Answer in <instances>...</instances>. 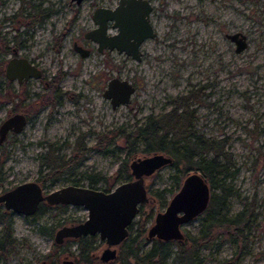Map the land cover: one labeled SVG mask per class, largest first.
Returning <instances> with one entry per match:
<instances>
[{
  "label": "rangeland",
  "instance_id": "rangeland-1",
  "mask_svg": "<svg viewBox=\"0 0 264 264\" xmlns=\"http://www.w3.org/2000/svg\"><path fill=\"white\" fill-rule=\"evenodd\" d=\"M150 1L156 35L144 39L142 57L136 60L116 49L100 52L94 40L83 36L95 25L94 8L112 6L116 0H0V39L10 49L17 48L19 55L33 59L42 71L25 86L30 93L26 101H35L37 111H32L23 130L8 135L0 147V191L37 177V157L48 144L60 145L62 154L73 155L78 136L88 146L84 158L61 177L45 179L43 189L54 190L75 179L86 186L89 174L104 176L91 186L112 188L130 175L117 171L124 158L129 162L150 154L142 151L139 138L126 140L127 132L149 114L168 111L174 97L201 92L200 100L190 105L196 108L193 128L205 136H225V149L237 170L222 183L233 192L227 196L225 212L234 214L244 201L253 199L257 214L242 230L244 245L220 233L218 247L200 246L198 257L203 264H264V0ZM237 30L248 40L241 52H235L234 43L225 36ZM74 40L89 48V54L81 56L72 47ZM113 75L129 78L135 86L130 102L114 108L103 95ZM3 117L0 106V121ZM184 167L183 162L178 168L163 164L145 176L149 201L134 221L146 219L145 228L152 222L175 190V178L183 176ZM3 209L1 203L0 212ZM86 215L83 205L70 203L63 209L46 207L37 216L12 212V246L5 259L0 257V264H37L57 251L56 229ZM200 221V215H195L181 224L182 231L196 234ZM43 226L53 230L44 232ZM2 228L0 221V234ZM95 241V251L100 253L104 243L98 237ZM142 242L143 247L150 244L146 238ZM61 248L71 256L77 254V242L71 239L62 242Z\"/></svg>",
  "mask_w": 264,
  "mask_h": 264
},
{
  "label": "water",
  "instance_id": "water-1",
  "mask_svg": "<svg viewBox=\"0 0 264 264\" xmlns=\"http://www.w3.org/2000/svg\"><path fill=\"white\" fill-rule=\"evenodd\" d=\"M81 0H75L76 3ZM112 6L99 5L92 11L94 27L86 30L83 36L96 42L98 51L104 48L124 52L132 59H141L140 44L145 38H153L155 30L150 22L153 8L149 0H116ZM225 36L234 43V51L241 52L248 45L243 31L226 32ZM73 48L81 56L88 55L89 48L73 44ZM5 73L10 78L38 77L41 71L27 57L13 56L7 61ZM135 91V86L129 78L113 75L108 78L103 95L110 100L111 107L127 104ZM26 122L21 113L12 114L0 123V141L9 129L19 132ZM172 157L164 152H152L149 155L132 158L128 164L129 180L118 182L108 191L101 187L68 183L54 190L42 193L41 186L35 181H22L0 193V202L7 209L24 214H33L40 200L50 204H81L87 209L85 218L63 225L56 229L54 241L63 238H78L96 234L103 239L106 246L102 249L101 257L111 259L115 254L113 245L119 244L129 232L128 226L138 212V204L147 199L143 185L144 177L160 168L163 164L171 163ZM210 187L206 177L196 169L188 171L181 187L174 193L166 207L154 214V221L148 227L147 237L183 239L180 224L195 217L208 205ZM181 212V213H180Z\"/></svg>",
  "mask_w": 264,
  "mask_h": 264
},
{
  "label": "trees",
  "instance_id": "trees-1",
  "mask_svg": "<svg viewBox=\"0 0 264 264\" xmlns=\"http://www.w3.org/2000/svg\"><path fill=\"white\" fill-rule=\"evenodd\" d=\"M9 18L12 19L13 16H9ZM36 19H38L36 16L32 17L33 21ZM4 43L6 42L0 39V44ZM200 93L193 95L189 91L187 94L174 97L173 105L168 111L156 116L149 114L145 121L137 123L134 129L127 132L124 137L127 140L132 136L131 142L139 138L143 142V152L167 153L172 157L170 164L173 166L178 168L183 162L185 163L183 172L196 169L206 177L210 187V197L208 205L199 213L201 221L198 231L196 234L185 232L184 238L181 240L163 242L154 238L151 245L144 249L142 248L144 240L142 234L145 232L143 227L145 220L132 221L128 226V235L120 243V254L115 262L111 261L107 264H117L116 262L118 264H203V261L198 257L200 246L218 247L221 240L220 233L227 235L234 243L240 241L242 245L245 244L242 230L252 224L253 217L257 214L254 210L255 202L253 199L244 201L243 207L237 212L226 214V199L233 192L230 186H224L222 183L227 178H232L237 170L231 153L225 149L227 143L225 136H205L193 128L196 108L190 105L193 101L200 100ZM190 98L192 99L190 100ZM48 145L49 147L37 157L39 168L37 179L42 183L47 178L53 180L61 177L64 172L71 169L74 163L84 158L85 151L88 149L81 136H78L73 143V155L62 154L60 145ZM44 169L46 171L42 172ZM117 171L130 174L127 158L119 163ZM87 177H89L90 184L104 179V176L99 174H89ZM74 183H77V179ZM101 188L108 190L110 187ZM215 188L218 189L214 190ZM46 207H48L46 203L42 204L33 215L37 216L44 212ZM58 207L63 209L65 205L60 204ZM0 221L3 224L0 234V257L5 259L7 248L12 246L11 222L8 213L1 211ZM135 222H137V227L133 228ZM41 229L51 233L49 230L52 231L53 226H43ZM87 237L78 236V238L67 239L77 242L78 262L102 264L92 257L93 250L96 248L95 235L88 234ZM239 251L240 248L237 249V253Z\"/></svg>",
  "mask_w": 264,
  "mask_h": 264
},
{
  "label": "flooded vegetation",
  "instance_id": "flooded-vegetation-1",
  "mask_svg": "<svg viewBox=\"0 0 264 264\" xmlns=\"http://www.w3.org/2000/svg\"><path fill=\"white\" fill-rule=\"evenodd\" d=\"M74 2H75V0H74ZM25 31H23L22 33H24ZM75 42H76L75 40L72 42V47H73V44ZM76 44L77 45H82L81 43H78V42H76ZM19 46H20V44H19ZM5 52H7V54H8L7 57H4V55H5L4 53ZM15 55H17V56H23V55H19L18 54L17 48L13 47V48L10 49L9 47L6 46V44H4V45L3 44H0V106H1L2 109H4V116H5V117H3L1 119L0 123L3 120H5L8 116H10L12 114L21 113L22 115L25 116L26 122L24 123V125H22L23 127L19 130V132H20L21 130L24 129L25 125L32 118V116L34 115L35 111H37L38 106H36L37 104H36L35 101H30V100L26 101L30 97V93H27V91H26L27 88L25 86L28 85V83H27L28 80L30 78H32V77H35V76H28L27 78L18 79L17 76L14 77V78H10L7 75V73H5V69H6V66H7V63H8L7 62L8 59L10 57L15 56ZM23 57H27V56H23ZM27 58H28L29 61L33 62L36 65V67L39 68L40 71H41V68L38 66V63H35V61H33V59H31L29 57H27ZM41 73H42V71H41ZM41 73H40V75H41ZM40 75H38V77ZM38 77H35V78H38ZM32 111H34L33 114H32ZM19 132H15L14 130L9 129L6 132V134L3 137V139L0 141V146H2L5 143V141H7L8 135H10V134H18ZM129 170H130V168H129ZM188 171H191V170L184 171V174H183V176L181 178H178V179L175 178V184H176L175 190L172 191L170 198L164 204V208L166 207V205L169 202V200L173 197L174 193L181 187L183 178H184L185 174ZM132 177L133 176L131 175V177H129L127 180L131 179ZM32 180H35L41 186L42 193L48 192V191H46V190L43 189V185H44L45 181H43V183H42V182H40V180L37 179V177H35ZM32 180H28V181H32ZM15 185H13V186H15ZM143 185H144V183H143ZM144 187H145V190L147 192L146 185H144ZM4 190H6V189L1 190L0 193L3 192ZM106 191H108V190H106ZM146 196H147V194H146ZM148 201H149V198L147 196V199L146 200L141 201V203L138 204V212L137 213H141L142 211H144V205H146ZM1 203L4 206V202L1 201L0 204ZM44 203H46L48 207L49 206H51V207L57 206L58 207V205L61 204V203L50 204L46 200H40V202L36 206V208L33 211V213H35V211H37L41 207V205L44 204ZM160 211H162V210H160ZM3 212L8 213V217L10 216V214L12 212L19 213V214H22V215L24 214V213L16 212L13 209H7L5 206H4ZM156 212H158V211H156ZM24 215L33 216V214H24ZM195 215H197V214H195ZM153 217H154V215H153ZM132 221H134V219ZM153 221H154V218H153L152 222ZM152 222L149 225H147L146 228L144 227L145 228L144 238L150 240L149 246L151 245V243H152V241H153L154 238L157 239V240H159V241H163V242L164 241H173V240L176 239V238L175 239H172V238L160 239V238H157L155 235H153V237H147V235H146L147 234V230H148V227L152 224ZM62 226L63 225H61L60 227H62ZM180 226H181V224H180ZM181 231H182V227H181ZM94 235H95V237H98L96 234H94ZM183 235H184V232H183ZM54 236H55V234H54ZM67 238H70V237H67ZM67 238H63L62 241H59V242L56 241L55 242L54 241V237H53V241H54V243H56V247L55 248H56L57 251H54L53 253L48 254L45 259L44 258L41 259L37 264H83L81 262H78V257L76 256V254H75V256H71V255H69V251L66 248H61L62 242H64L65 240H67ZM98 241L104 243L103 248L106 246L105 241L103 239H101L100 237H98ZM120 243L119 244H116V245H113L115 247V254H114L113 257H111V259H107V260L102 259V257H101V253L102 252L101 251H102L103 248L100 250V253L96 252L95 251L96 248H95L93 250L92 257L96 258V261L97 262H102V264H107V263H109L111 261H114L115 262V259L120 254V251H119ZM149 246H147V247H149ZM142 248L145 249L146 247H143V245H142Z\"/></svg>",
  "mask_w": 264,
  "mask_h": 264
}]
</instances>
